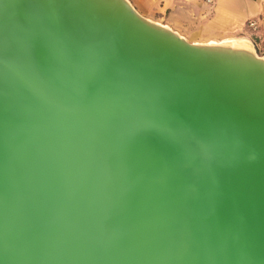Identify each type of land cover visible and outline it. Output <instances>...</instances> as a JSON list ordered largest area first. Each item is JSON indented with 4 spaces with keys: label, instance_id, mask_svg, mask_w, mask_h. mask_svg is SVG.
<instances>
[{
    "label": "water",
    "instance_id": "obj_1",
    "mask_svg": "<svg viewBox=\"0 0 264 264\" xmlns=\"http://www.w3.org/2000/svg\"><path fill=\"white\" fill-rule=\"evenodd\" d=\"M0 264H264V55L0 0Z\"/></svg>",
    "mask_w": 264,
    "mask_h": 264
},
{
    "label": "crops",
    "instance_id": "obj_2",
    "mask_svg": "<svg viewBox=\"0 0 264 264\" xmlns=\"http://www.w3.org/2000/svg\"><path fill=\"white\" fill-rule=\"evenodd\" d=\"M145 17L191 42L264 38V0H129ZM256 21V28L247 26Z\"/></svg>",
    "mask_w": 264,
    "mask_h": 264
},
{
    "label": "rangeland",
    "instance_id": "obj_3",
    "mask_svg": "<svg viewBox=\"0 0 264 264\" xmlns=\"http://www.w3.org/2000/svg\"><path fill=\"white\" fill-rule=\"evenodd\" d=\"M251 44H253V47L255 48L258 55H264V38H251L250 39Z\"/></svg>",
    "mask_w": 264,
    "mask_h": 264
},
{
    "label": "bare ground",
    "instance_id": "obj_4",
    "mask_svg": "<svg viewBox=\"0 0 264 264\" xmlns=\"http://www.w3.org/2000/svg\"><path fill=\"white\" fill-rule=\"evenodd\" d=\"M232 43L244 45V46H251L252 44L246 40H231Z\"/></svg>",
    "mask_w": 264,
    "mask_h": 264
},
{
    "label": "built area",
    "instance_id": "obj_5",
    "mask_svg": "<svg viewBox=\"0 0 264 264\" xmlns=\"http://www.w3.org/2000/svg\"><path fill=\"white\" fill-rule=\"evenodd\" d=\"M247 26L250 27V28L255 29L256 28V21L255 20H249L247 22Z\"/></svg>",
    "mask_w": 264,
    "mask_h": 264
}]
</instances>
